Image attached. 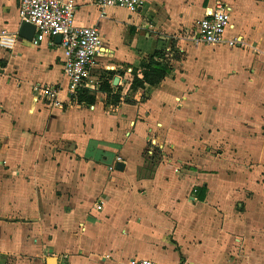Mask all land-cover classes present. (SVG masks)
I'll list each match as a JSON object with an SVG mask.
<instances>
[{
    "label": "crops",
    "instance_id": "0c3cea01",
    "mask_svg": "<svg viewBox=\"0 0 264 264\" xmlns=\"http://www.w3.org/2000/svg\"><path fill=\"white\" fill-rule=\"evenodd\" d=\"M74 1L76 25L103 38L92 106L70 97L57 40L27 44L21 0H0V29L19 37L0 48V264H264V0H222L236 48L196 42L220 0H144L104 18ZM157 51L171 72L132 90ZM38 83L61 88L63 106H43Z\"/></svg>",
    "mask_w": 264,
    "mask_h": 264
},
{
    "label": "built area",
    "instance_id": "2783aa9c",
    "mask_svg": "<svg viewBox=\"0 0 264 264\" xmlns=\"http://www.w3.org/2000/svg\"><path fill=\"white\" fill-rule=\"evenodd\" d=\"M90 4L101 11V18L106 17L108 8H124L129 13L139 12L145 5L144 0H89ZM234 8L231 4L220 0L216 10L208 17L197 22L196 42L210 46L227 43L231 48L238 47L240 40L226 42L225 35L232 22ZM77 4L74 0H21L19 15L21 24L28 23L36 28L32 43L40 46L51 40L56 44L61 37L60 47L64 50V74L68 79L69 95L73 99L79 90L87 88L91 82V69L96 64L103 38L98 27H80L76 25ZM19 40L18 35L0 29V48L12 52ZM36 99L48 108L63 106L61 88L38 83L33 87ZM152 154V152H150ZM118 161H121L119 158ZM114 165L109 167L113 172ZM104 202L96 205V211H102ZM131 264H159L153 260L134 261Z\"/></svg>",
    "mask_w": 264,
    "mask_h": 264
},
{
    "label": "trees",
    "instance_id": "16d2710c",
    "mask_svg": "<svg viewBox=\"0 0 264 264\" xmlns=\"http://www.w3.org/2000/svg\"><path fill=\"white\" fill-rule=\"evenodd\" d=\"M166 55L161 51H157L154 55L149 56L143 61V68L140 72L134 71V79L132 81V90L144 88L146 85L156 87L162 83L166 76L171 72L172 67L166 62ZM141 75V78L140 76ZM101 90L108 96V103L118 104L121 101V89L116 94L109 82L102 84ZM79 104L94 105L96 103V95L89 88L79 90L76 97L73 98Z\"/></svg>",
    "mask_w": 264,
    "mask_h": 264
},
{
    "label": "water",
    "instance_id": "95a60500",
    "mask_svg": "<svg viewBox=\"0 0 264 264\" xmlns=\"http://www.w3.org/2000/svg\"><path fill=\"white\" fill-rule=\"evenodd\" d=\"M35 32H36V28L33 25L28 24V23H23L19 30V37L26 41L32 42L35 37ZM57 42L59 44L61 43V37L57 38ZM118 82H119V78H116L114 85L117 86ZM124 169H125V166L119 164L118 170L123 171Z\"/></svg>",
    "mask_w": 264,
    "mask_h": 264
},
{
    "label": "rangeland",
    "instance_id": "374dc122",
    "mask_svg": "<svg viewBox=\"0 0 264 264\" xmlns=\"http://www.w3.org/2000/svg\"><path fill=\"white\" fill-rule=\"evenodd\" d=\"M194 34H196L197 35V24L195 25V32H194ZM27 44H33V43H31V42H27ZM23 85H24V89H25V91H27L26 90V85L23 83ZM24 94V92L23 91H21V90H19L18 92H17V94H16V96H22ZM43 106H44V104H43ZM51 140V139H50ZM50 144H48V146H53V148H55V149H57V147L56 146H58L59 144H60V142H57V141H53V140H51L50 142H49Z\"/></svg>",
    "mask_w": 264,
    "mask_h": 264
}]
</instances>
